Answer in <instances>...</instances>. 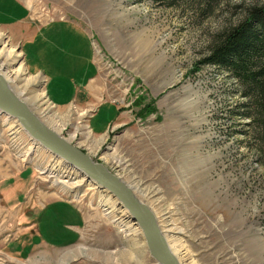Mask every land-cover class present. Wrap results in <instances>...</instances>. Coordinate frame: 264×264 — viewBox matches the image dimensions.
<instances>
[{"label": "rangeland", "instance_id": "obj_1", "mask_svg": "<svg viewBox=\"0 0 264 264\" xmlns=\"http://www.w3.org/2000/svg\"><path fill=\"white\" fill-rule=\"evenodd\" d=\"M24 1L32 10L31 27L45 29L42 25L54 22L59 30L55 36L43 34L39 47L32 50L28 40L23 44L17 37V28L0 26V44L15 48L27 78L36 77L29 88L33 95L45 92L48 118L57 114L69 124L59 135L69 140L77 125H87L92 147L107 138L92 160L135 187L161 232L168 229L169 236L184 238L193 257V263L184 264H264V162L250 119L233 116L246 99L228 71L198 66L214 37L243 18L250 5L263 0H223L208 16L200 8L177 1L169 4L171 0ZM24 25L30 27V22ZM74 49L83 52L78 57L69 55ZM94 60L101 75L91 85L99 90L91 103L67 105L74 99L75 86L60 84L69 88H53V98L60 104L56 105L46 75L33 72L44 68L47 75L55 70L67 80L76 76L88 80L95 72ZM31 95L19 98L57 131L43 117L47 106L38 109L27 99ZM101 103L106 104L91 125ZM115 104L121 114L117 119ZM5 115L0 112V183L29 168L33 178L24 205L64 199L85 213L86 223L81 238L68 247L33 245L22 240L28 225L18 208L22 204L5 207L0 196V264H66L69 260L68 264H158L147 243H136L105 213L100 192L91 189L85 174L80 172L87 180L82 184L80 177L50 174L54 155L42 145L35 149L25 130L10 135ZM122 121L125 124L115 125ZM109 122L108 131L101 133ZM85 140L79 132L71 142L90 154L82 143ZM30 147L35 150L26 156ZM105 154L120 159L124 176L105 160ZM59 169L69 171L63 165ZM66 181L72 190L56 183ZM153 194L152 199L147 197ZM165 212H169L168 222ZM19 241L26 244L25 255L13 252ZM126 251L143 263L120 259Z\"/></svg>", "mask_w": 264, "mask_h": 264}, {"label": "crops", "instance_id": "obj_2", "mask_svg": "<svg viewBox=\"0 0 264 264\" xmlns=\"http://www.w3.org/2000/svg\"><path fill=\"white\" fill-rule=\"evenodd\" d=\"M31 16V7L24 0H0V26L10 29L17 28V37L22 39L21 42H23V44L25 43V40L26 42L28 40L32 46V50H34V48L39 47V44L42 41L41 36H43V34L55 36L60 26L57 24L54 25V22H52L47 25H42L45 29H41V27L37 28L34 24L33 27H31ZM62 21L66 22V20ZM29 22L30 27L24 25ZM25 35H27V37ZM74 52L75 53L69 52V55L78 57L79 54H82L83 49L79 51L74 49ZM59 57L60 60L64 59L61 58V55ZM94 62L96 64V66H94L95 72H92V75L88 80H82L79 76H76V78L71 77L67 80V76L64 73L56 72L55 70L47 75V72H44V68H39L33 72H42L46 75L47 88L53 101H55L53 98V88H69L70 85L74 84L75 87L72 88L74 99H71L67 105H70L72 102L91 103L95 102L99 96V90H93L91 85L98 79V77H100L99 75H101L99 66L95 60ZM60 84H66L69 86ZM100 94L102 97L104 96V94ZM105 104L106 103H101L97 106L95 113L91 118V125H93L92 120L95 118V114ZM56 105L59 106L60 104L57 103ZM118 110L119 107L115 104L114 111L117 113L116 119L121 115ZM114 120L113 123L116 122H114ZM111 124L112 122H109L107 127L104 128L101 133L107 132ZM118 124H125V122L122 121V123H117L115 125ZM32 172L33 171L29 168L21 169L17 174L8 176L7 179L5 178L6 180L4 179V181L2 180L3 182L1 181L0 183V196L5 207L13 208L15 205L22 204L18 208L21 210L23 221L28 222V225H26L27 228H23V231L24 229L25 231L23 232L22 240L33 245L38 243L42 246L58 248L65 246L68 247L69 245L77 243L82 236L86 223L85 213H83L77 205L58 198L49 199L45 201L44 204L24 205L27 189L33 178ZM29 202H31V200ZM56 222L59 227L55 225ZM17 243V248L13 249V252H20L21 255H25V251L28 250L26 249V244L22 245V241Z\"/></svg>", "mask_w": 264, "mask_h": 264}, {"label": "bare ground", "instance_id": "obj_3", "mask_svg": "<svg viewBox=\"0 0 264 264\" xmlns=\"http://www.w3.org/2000/svg\"><path fill=\"white\" fill-rule=\"evenodd\" d=\"M0 42H1V35H0ZM2 45V47L0 48V78L1 80L4 82V85L6 87V89L8 90V92L20 103L22 104L29 112L30 114H32L34 116V118L40 123L42 124L44 127H46L50 132H52L53 134H55L57 136V138L63 140L64 142L70 144L72 147H75L79 150H81L83 152V150L81 148H79V146H77L76 144H73V140H75L77 138V133L80 132V134H82L84 136V139H86L84 142H82L84 144V146L88 147V149L90 150V154L86 153L87 157L89 158L90 161H92L94 164L100 165L103 169H105L106 171L107 168L104 167L102 164H98L96 162H94L92 160V155L96 152H98L101 149V146L103 144H105L107 138L103 137L101 139V143L99 144V146L97 148L92 147V140L90 139L91 134L89 132H87L86 130L88 129L87 125L86 126H82V125H77L75 127V130L73 133L70 134L69 140L62 137L60 134L61 131L65 130L66 127L69 125L68 123H63L61 116L54 114L53 118L54 119H50L48 118V107L49 106V99L47 98L46 94L44 93H36V94H32L34 93L32 90H30L29 87H32V84L35 82L36 77H32V78H27L26 76V70L25 67L22 64H18V57L20 56V54H18L15 50V48H8L6 46V44H0ZM17 64V66H16ZM11 84H13L11 86ZM30 93V97L28 96V100H31L32 103L34 102L36 107L38 109H40L41 107L43 108L44 106H47L46 109L43 110V117L46 119L48 118L49 121H52L54 123V126L56 127L57 131L54 130L51 127H48L45 122H43L42 119L39 118V116L29 107V105L27 103H24L21 99H23V95L29 94ZM16 94V95H15ZM20 97V98H19ZM24 100V99H23ZM30 101V102H31ZM1 113H5V118L4 121L5 122H10V135H17L20 132H24V130L27 132V134L29 135L30 138H33V143H34V148L35 149H42V147L45 148V150L50 151L53 155H54V159H53V165L51 166V168L49 169V173L50 174H57L58 177L60 178V175L62 174L63 178H75L77 179L78 177V183H83L87 180H85V176L88 178V176L85 174V176H83V172L81 171L82 168L75 165L72 161H70L68 158H66L64 155H61L60 153H56L55 151L48 149L47 146L38 138L34 137L30 131L26 128V126L21 122V120L18 117H14L11 114H8L4 111H2L0 109ZM87 114V112H86ZM83 115V114H82ZM13 117L14 119H17L20 124L17 123L16 120L11 119L10 118ZM56 117V118H55ZM68 117L70 118L71 116L68 115ZM79 120H82V116L80 115ZM61 121V122H60ZM80 123V122H79ZM87 127V128H86ZM24 128V129H23ZM66 139V140H65ZM81 144V143H80ZM42 145V147H41ZM33 147H30L26 156L29 155V153H31L33 150H35ZM93 151V152H92ZM105 160L109 161V163H111L114 167L119 168V170L121 172L120 176H124L125 172L124 169L125 168H120L121 166V161L120 159L116 156V155H110V154H105ZM63 165L64 167H66L69 171L66 172H62V170L59 169V167ZM83 174H81V173ZM109 173H111L110 171H108ZM81 174V175H80ZM112 174V173H111ZM120 182L123 183V185L132 193L133 197H135V199L143 204V200L139 199L138 196L135 193V187L131 186L127 183H125L122 178H120L118 175L113 174ZM62 179V178H61ZM63 180V179H62ZM65 180V179H64ZM91 180V181H89ZM65 182V181H63ZM68 181H66V183H62V182H56L57 184H62L64 187H70L69 189L72 190L73 187H71L68 183ZM90 183L91 189L100 192V203L101 205L104 207L105 213L110 217L113 216L114 217V221L115 223L118 224V226H120L121 231L127 235V236H131L132 238L135 239L136 243L138 240V244L143 246L145 245V243L148 244V240L146 237V233L145 230L143 229L142 225L140 224L139 220L137 218H134V215L132 214V212L130 211L129 207L113 192L111 191L107 186H102L100 183H98L97 180H92L88 178V181ZM100 190H99V188ZM137 191H139V187H136ZM110 192V194L112 193L113 196H115L116 198H113L108 191ZM141 189V188H140ZM139 193V192H138ZM155 194H153L152 196H147L149 199H152ZM157 202V201H155ZM150 212L151 210L145 205L143 204ZM131 213V214H130ZM169 212H165L163 215L165 216V220H167V222L169 221V216L167 215ZM155 225L158 229L159 235L160 237L163 239V242L167 248V250L176 258L177 262L179 264H184L185 261H189L188 263H193V257L189 251V249L186 247V245L184 244V238L179 236H169L167 233L169 232L168 229L164 230V228L162 229V232L159 228V225L157 223L156 217L154 216L153 212H151ZM173 223V222H172ZM171 230H173L174 228H170ZM181 229V228H179ZM166 231V232H165ZM165 232V233H164ZM176 233L178 234H183V231H177ZM145 235V236H144ZM139 247V246H138ZM173 249V252L171 251ZM150 249V248H149ZM83 250V249H82ZM151 251V250H150ZM154 257V256H153ZM119 258H123L125 259L127 262H142V260L137 259V255H135L133 252L131 251H126L124 252V254L119 255ZM118 258V259H119ZM117 259V260H118ZM154 260H156L158 262V264H165L164 262H160L158 261L155 257ZM71 260L67 261L66 264H68ZM143 263V262H142Z\"/></svg>", "mask_w": 264, "mask_h": 264}, {"label": "trees", "instance_id": "obj_4", "mask_svg": "<svg viewBox=\"0 0 264 264\" xmlns=\"http://www.w3.org/2000/svg\"><path fill=\"white\" fill-rule=\"evenodd\" d=\"M171 1L169 4L177 1L200 8V13L208 16L223 0ZM205 65L218 66L239 82L246 101L238 105L233 116L250 119L248 124L264 162V0L250 5L243 18L214 37L208 53L198 61L199 67Z\"/></svg>", "mask_w": 264, "mask_h": 264}, {"label": "water", "instance_id": "obj_5", "mask_svg": "<svg viewBox=\"0 0 264 264\" xmlns=\"http://www.w3.org/2000/svg\"><path fill=\"white\" fill-rule=\"evenodd\" d=\"M0 109L8 114L18 117L30 133L41 140L48 149L60 153L82 168V172L89 179L97 180L102 186H107L130 209L134 218H137L145 230L149 248L152 255L165 264H179L176 258L167 250L163 239L160 237L151 212L141 204L138 199L120 182L113 174L103 169L100 165L89 160L86 153L72 147L70 144L57 138L46 127L40 124L32 114L20 104L6 89L0 78Z\"/></svg>", "mask_w": 264, "mask_h": 264}]
</instances>
